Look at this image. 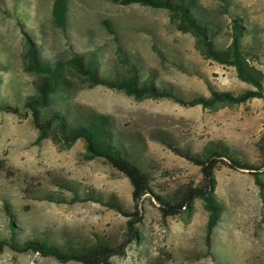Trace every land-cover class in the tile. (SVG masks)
<instances>
[{
  "label": "rangeland",
  "instance_id": "374dc122",
  "mask_svg": "<svg viewBox=\"0 0 264 264\" xmlns=\"http://www.w3.org/2000/svg\"><path fill=\"white\" fill-rule=\"evenodd\" d=\"M23 1L26 21L17 19L13 0H0V103L19 110L0 111V239L7 240L14 229L18 241L99 239L123 245L107 264H264V192L251 174L259 173L264 184L261 99L209 110L166 98L136 99L104 86L90 88L70 74L73 84L60 102L109 116L128 156L148 175L150 192L137 206L141 220L135 224L138 237L131 240L127 221L136 209L128 179L104 159H86L82 140L68 148L50 138L36 142L37 130L23 102L34 95L38 78L25 70L24 53L28 39L48 59L95 49L112 67L117 63L116 42L103 25L107 21L143 77L151 72L157 85L166 84L185 100L208 97L210 89L238 94L252 86L241 82L232 66L203 58L194 37L178 31L165 9L113 0H68L69 21L60 30L51 17L53 0ZM194 1L213 23L219 47L230 42L234 16L249 24L256 40L252 62L264 75V0ZM211 143L222 144L258 170L217 164L214 194L221 215L207 234L208 212L200 199L194 200L190 215L162 217L156 198L174 200L186 188L198 187L200 168L176 150L201 154ZM109 200L123 213L105 206ZM0 264L79 263L3 245Z\"/></svg>",
  "mask_w": 264,
  "mask_h": 264
},
{
  "label": "trees",
  "instance_id": "16d2710c",
  "mask_svg": "<svg viewBox=\"0 0 264 264\" xmlns=\"http://www.w3.org/2000/svg\"><path fill=\"white\" fill-rule=\"evenodd\" d=\"M120 5L140 4L150 8L168 11L170 21L175 28L183 33L191 34L195 39V47L205 59L218 64L232 66L237 78L252 86L238 94L220 92L210 89L208 97L196 96L185 100L175 94L166 84L157 85L151 72L143 77L140 67L117 43V37L109 22L104 21L106 31L113 35L116 42V64L107 66L98 57L95 49L87 52H69L67 57H43L41 50L30 40L26 43L24 53L25 70L38 78L35 93L23 102L26 114L30 115L37 130L36 142L50 138L55 144L64 148L70 147L77 140H82L86 159H104L112 168L126 177L132 187V202L135 207L133 218L127 221L129 238L138 237L135 224L140 222L137 206L141 198L150 192L146 172L128 156L123 145L114 132L109 116L91 109L74 107L69 103L60 102L73 84L70 74L88 83V87L104 86L119 90L136 99L166 98L182 106L200 105L204 109L216 110L220 106H232L245 103L251 99H261L264 103V75L252 62L255 54L256 40L252 36L249 24L234 16L231 21L230 42L226 47L216 44V31L213 23L202 12L194 0H113ZM27 2L13 0L14 9H19L16 17L19 21L28 20L24 10ZM21 7V8H19ZM53 24L64 30L69 21L68 0H53L51 7ZM249 36H252L250 41ZM159 52V51H158ZM162 57V55H160ZM1 67V66H0ZM0 111L18 113L16 107L0 103ZM264 142V136L262 137ZM190 163L200 168L202 182L198 187L186 188L178 198L165 200L156 198L162 217L173 216L185 212L190 215L194 200L200 199L208 212L207 234L217 225L221 215V205L217 202L214 191L216 181L214 169L223 163L235 170H258V167L240 162L228 149L220 143H211L201 154H193L189 150H176ZM261 192L264 184L256 171L252 172ZM94 198L87 195L85 198ZM51 200H61L52 199ZM90 200V199H88ZM99 202L100 200L97 199ZM105 206L122 212L117 202L106 201ZM13 229V228H12ZM15 230L8 239H0V248L8 245L17 252L32 251L43 257H52L59 262L74 261L79 264H107L112 256L120 254L123 245L114 247L104 240L77 241L65 239L60 243H50L45 239L30 237L16 240Z\"/></svg>",
  "mask_w": 264,
  "mask_h": 264
}]
</instances>
